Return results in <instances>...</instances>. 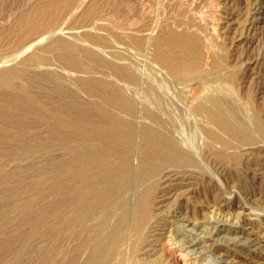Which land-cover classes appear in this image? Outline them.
<instances>
[{"label":"bare ground","instance_id":"1","mask_svg":"<svg viewBox=\"0 0 264 264\" xmlns=\"http://www.w3.org/2000/svg\"><path fill=\"white\" fill-rule=\"evenodd\" d=\"M87 38L95 45L57 39L41 49L49 43L43 39L0 61V91H5L9 105V113L0 112V123L7 118L19 120L14 103L21 102L27 114L44 121L61 139V155L35 178L36 183L48 182L50 246L45 262L182 264L180 258L188 255L176 254L178 261L164 262V253L158 250L168 224L167 202L181 198L187 186L206 181L208 159L260 149L262 122L244 113L235 91L217 88L230 71H223L224 60L217 55L205 71L209 64H202V43L169 38L152 42V48L137 37ZM116 46L130 53L122 59L107 55L106 49ZM26 53L17 64L16 58ZM15 59L17 65H12ZM36 66L46 70L38 73L42 79L57 85V96L49 94L46 104L25 84ZM197 82L209 88L207 92L214 89V95L191 102ZM2 127L9 131L8 126ZM15 162L19 169L21 162ZM25 187L29 194V185ZM40 220L39 225L42 216Z\"/></svg>","mask_w":264,"mask_h":264},{"label":"rangeland","instance_id":"2","mask_svg":"<svg viewBox=\"0 0 264 264\" xmlns=\"http://www.w3.org/2000/svg\"><path fill=\"white\" fill-rule=\"evenodd\" d=\"M94 1L0 0V61L16 57L43 39L49 43H41V49L57 39H79L95 45L87 36L106 41L111 36L118 41L140 36L136 39L150 42L152 48V42L188 39L204 45L207 56L203 53L202 64H209L206 69L202 66L205 71L210 70L215 55L224 60L223 71L229 69L230 74L217 88L235 91L245 106L244 113L255 116L254 122L256 117L260 119V132L264 131V0ZM124 48L116 46L106 52L110 50L107 55L122 59L126 57ZM27 54L16 58L17 64ZM16 59L12 65H17ZM44 71L36 66L24 78L28 88L46 104L52 97L49 94L57 96V85L38 75ZM208 89L197 82L193 87L197 94L191 102L213 96L214 89ZM0 94V112L9 113L5 91L1 89ZM16 103L19 120L7 118L0 123V264H46L50 246L48 182L36 183L35 178L43 176L52 158L61 155V139L44 121L27 114V106ZM2 125L9 131L5 132ZM21 131L22 136L17 134ZM240 154L208 159L206 181L191 187L184 184L188 190L180 200L173 197L167 202L168 224L158 246L164 262L178 261L174 256L183 254L189 257L180 258L182 264H264V145ZM15 161L21 162L19 169ZM28 185L29 194L24 190ZM41 216L44 221L39 225Z\"/></svg>","mask_w":264,"mask_h":264}]
</instances>
